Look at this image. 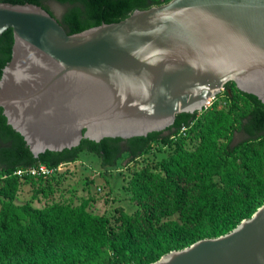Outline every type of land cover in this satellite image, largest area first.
<instances>
[{"label":"water","instance_id":"95a60500","mask_svg":"<svg viewBox=\"0 0 264 264\" xmlns=\"http://www.w3.org/2000/svg\"><path fill=\"white\" fill-rule=\"evenodd\" d=\"M8 29L0 107L34 157L162 131L227 82L264 104V0H170L70 35L39 6L0 3ZM150 264H264V202Z\"/></svg>","mask_w":264,"mask_h":264},{"label":"trees","instance_id":"16d2710c","mask_svg":"<svg viewBox=\"0 0 264 264\" xmlns=\"http://www.w3.org/2000/svg\"><path fill=\"white\" fill-rule=\"evenodd\" d=\"M45 0H0L10 5H35L52 16ZM66 9L56 19L70 35L119 22L134 11L146 10L170 0H54ZM13 35H0V77L11 58ZM230 101L225 111L178 113L173 123L159 132L128 139L103 138L98 142L81 139L61 151H44L34 157L23 137L7 124L0 107V175L20 168L44 164L56 168L73 162L80 153L95 156L102 168H111L126 155L133 160L152 143L170 145L181 128L196 129L197 151L177 148L159 162L153 172L141 168L129 180L132 199L141 206L140 219L120 214L113 226L104 216L91 215L85 208L51 204L39 210L23 206L24 221L11 205V187L3 183L1 194L8 197L0 210V264H86L97 260L105 247L107 264H150L170 251L195 241L215 238L250 218L264 202V104L255 96L239 91L233 82L224 85ZM242 107V108H241ZM246 107V110H243ZM236 123V126L233 124ZM235 129L245 139L232 143L216 141ZM16 184V179H11ZM177 212L178 221L161 217Z\"/></svg>","mask_w":264,"mask_h":264},{"label":"rangeland","instance_id":"374dc122","mask_svg":"<svg viewBox=\"0 0 264 264\" xmlns=\"http://www.w3.org/2000/svg\"><path fill=\"white\" fill-rule=\"evenodd\" d=\"M44 4L60 18L65 7L54 0H45ZM225 90L220 91L205 109L197 112L199 116L203 111L211 112L225 111L228 109L230 101L225 96ZM242 108V107H241ZM246 110V107H243ZM236 126V123L233 124ZM196 129H184L172 135L173 141L170 145L152 143L147 151L139 157L130 160L123 155L111 168L100 167L99 160L92 154L83 152L73 162L60 164L48 176H29L26 174H8L0 175V186L3 183L9 184L12 192L11 205L16 210L17 218L24 221L21 207L27 206L34 210L42 209L51 204H62L70 207L82 205L91 215L104 216L116 230L115 218L120 214L130 216L139 220L141 206L132 199V192L129 186V180L132 174L141 168L153 172L158 170L159 162L169 154L176 151L177 148L192 152L198 150L199 139L196 136ZM230 136L232 143H237L245 139L243 134L235 129L231 134H223L216 141L217 145L225 142ZM262 145L264 139L259 141ZM261 176L264 177V159H261ZM16 179V184L12 180ZM0 189V210L2 205L7 202L8 197H4ZM179 214L174 212L164 215L160 220L178 221ZM115 226V227H114ZM111 255L104 247L100 257L86 264H107Z\"/></svg>","mask_w":264,"mask_h":264},{"label":"built area","instance_id":"2783aa9c","mask_svg":"<svg viewBox=\"0 0 264 264\" xmlns=\"http://www.w3.org/2000/svg\"><path fill=\"white\" fill-rule=\"evenodd\" d=\"M223 89H224V86L220 91H223ZM212 99H209L206 102V104L203 106L202 109H205L206 105H209ZM183 130H184V128L180 129V131H183ZM53 170H55V168H49V167L45 166L44 164H38V165H35L33 167H29V168H25V169L24 168L17 169L16 171L13 172V174L14 175L15 174H17V175L26 174L29 176H48L49 174H51L53 172Z\"/></svg>","mask_w":264,"mask_h":264},{"label":"flooded vegetation","instance_id":"af4514ba","mask_svg":"<svg viewBox=\"0 0 264 264\" xmlns=\"http://www.w3.org/2000/svg\"><path fill=\"white\" fill-rule=\"evenodd\" d=\"M50 10V9H49ZM50 12L52 13V16L55 18V19H58V17L50 10Z\"/></svg>","mask_w":264,"mask_h":264}]
</instances>
